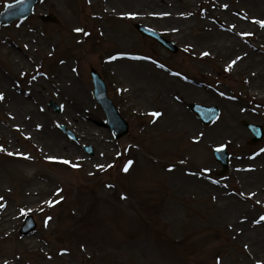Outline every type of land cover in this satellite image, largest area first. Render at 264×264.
<instances>
[{
  "label": "rangeland",
  "instance_id": "obj_1",
  "mask_svg": "<svg viewBox=\"0 0 264 264\" xmlns=\"http://www.w3.org/2000/svg\"><path fill=\"white\" fill-rule=\"evenodd\" d=\"M12 1L15 0H0V12L6 2ZM66 1L78 16L80 24L85 25V29L87 28V32L90 33L85 44L82 36L78 39L75 37V40H78L77 44L69 40L66 43L67 36L71 39H74V36H69V33L66 35L68 27L65 26L61 14L49 7L50 0L39 2L32 15L25 21H18L11 26L0 25V37L5 40L0 41V69L9 77L5 76L6 82L9 81L11 87L15 86L14 92L17 93L19 90L26 92L29 88L28 83L38 81L34 84L32 94H37L39 100L45 102L51 127L61 135L74 156L82 159L71 160L67 164H49L41 158L37 159L36 153L27 147L31 144L25 142L23 134L31 128L28 123L22 125L20 129L9 131L21 145L19 150L12 152L14 155H9L5 149L0 150V168L10 180L9 193L4 199H0V206L7 201L15 211L10 224L12 230L10 238L0 236V264H5V261L8 264H254L253 260L264 261V248H254L252 238L245 235V230L257 226L264 227V220H260V217L264 216V170L261 175L255 174V180L259 177L263 180L258 183L240 177L238 172L241 165L255 166L253 165L255 162L264 161L262 151L264 139L256 145H251L245 128L242 130L245 132L244 135L234 131L238 137L230 136V130H225L215 135L217 140L211 142L208 148H202L192 143L191 138L189 136L187 138L185 133H171L165 128L167 120L163 121L162 127L160 123L162 118L157 126H153L154 117L150 114L160 113V103L165 101H160L159 98L144 101L142 99L144 89L136 90L132 98L130 92L125 89L127 78H123L119 71L118 75H115L113 65L108 62L113 51L104 52L99 48L102 45L115 48L113 43L99 41L101 33L96 18L103 13L101 11L103 2ZM137 4L140 5V11L156 10L157 6L162 5L150 1ZM127 6L132 9L133 4ZM166 6L183 9L175 0L166 3ZM194 6L201 10L209 4L203 0ZM222 8L223 10L218 12L205 10L204 15L197 12L186 19L197 22L208 18L211 20V23L209 22L211 27L216 29L235 23L234 30L244 33L252 28L244 25L242 22H248L239 19L233 13L234 10L244 12L247 17L256 21H264V0H223ZM44 13L56 16L57 23L41 20L40 16ZM105 19L111 29L120 24V20L115 17ZM136 22L155 27L175 41L180 47L179 52L173 54L141 35L134 26ZM125 24L136 39L137 53L146 56L152 63H162L171 70L203 81L208 86V91L192 94L187 101L170 98L173 105L178 107L181 105L182 109L194 118L200 130L207 132L211 124H202L189 109L190 103L218 104L221 115H224L229 113L226 111V105L234 102L236 97L241 98L238 106L246 121L264 126V101L262 99L252 101L248 95L244 97V92L240 89L244 81L236 79L234 74L226 73L221 67L219 69L216 66V63H227V58L210 57L200 63L192 62L189 60L191 49L212 52L209 47L197 41L194 34L183 36L172 33L168 23L158 24L152 19L139 21L129 18ZM120 25L122 27V24ZM69 30L71 34L77 35L74 29ZM34 33L37 40L44 39L41 46L46 42L51 46L43 50L38 49ZM49 34L51 36L56 34L55 36L61 40L52 45L53 40ZM252 39L256 40L257 36L248 37L247 41ZM243 40L247 43L246 38ZM258 41L259 44L254 46L253 51L264 58V39ZM29 45L32 47L28 49ZM87 50L89 53L84 54ZM11 52L22 58L23 53H29L31 59L27 64L29 70L14 72L8 60ZM162 57L166 59L163 60ZM66 62L74 63L76 77L90 96L82 114L71 109L65 100L57 96L59 86L48 79V74L54 73ZM91 66H94L106 80L110 97L130 125L129 133L119 141L114 140L110 131L100 123L105 117L92 94ZM150 71L151 69H148L146 72ZM155 74L157 73L148 75ZM118 76L123 78L124 82L119 81ZM138 78L136 76V79ZM6 82L5 87L8 86ZM7 101L9 99L6 101L0 99V125L9 119L15 120L11 119L14 116ZM51 102L61 106V112H57ZM87 118L97 130L94 136L85 134L83 129L79 128L84 126ZM223 118L216 123H219L217 126L224 124L226 120ZM61 125L72 129L80 137L79 141L70 139L62 131ZM36 140L39 142V139ZM83 144L93 145L94 153L89 154ZM218 145L226 146L231 152L230 167L226 172L222 171V166L212 155L213 148ZM19 153L26 154L29 160H36L38 165L32 170L28 169L29 161L15 157L20 156ZM201 159L210 160L214 167L209 175L210 183L220 182L225 186L220 187L225 189V192H232L233 195H236L234 191L239 195L243 194L240 199L249 208L246 219L220 221L215 213H219L214 207V204H217L215 194L207 198L185 197L181 191L176 194L171 183L177 177L178 169L170 170L186 164L190 166L188 168H196L198 160ZM129 161L132 162L130 165ZM84 162L91 164L90 170L84 167ZM126 165L127 171L124 170ZM30 171L43 175L46 181L54 186V191L60 192L54 194L52 199H49V196H42L36 202L24 203L18 185L27 178ZM101 187L108 192V197L97 198L90 207H87L84 200L94 195ZM49 201L55 203L50 205ZM29 214L35 218L37 228L32 234L23 236L19 229ZM231 217L230 214L229 219L233 218ZM49 218L52 221L51 226H47ZM24 242H31L33 245L25 247ZM132 242L142 246L139 261L123 253L124 247ZM88 244L92 247H88Z\"/></svg>",
  "mask_w": 264,
  "mask_h": 264
},
{
  "label": "bare ground",
  "instance_id": "obj_2",
  "mask_svg": "<svg viewBox=\"0 0 264 264\" xmlns=\"http://www.w3.org/2000/svg\"><path fill=\"white\" fill-rule=\"evenodd\" d=\"M103 2L101 7L102 14L97 17V27L100 33L107 39H113L118 48L117 54L113 55L115 59H110L109 62L114 67V74L118 75V71L122 74L123 78H127L125 88L130 92L132 98H134V93L136 90L144 89L145 94L143 96L144 101H152L153 99L159 98L161 102V115L155 117L153 126L158 125V121L167 120L166 129H169L173 134H186L193 140V143L199 145H210L211 142L217 140L216 136L220 134L221 131L230 130V136H236L234 129L236 123H225L229 120H235L236 116H241L240 107L238 106V101L241 98H236L235 101L229 102L226 106V111L229 112L225 114L224 124L217 126L213 125L209 130L202 131L198 127V123L194 118L188 114L186 111L180 107L173 105L170 101L174 98H178L187 101L192 94H202L208 89L202 81L185 78L178 74H175L165 68L154 65L148 60H144L142 56L138 55L136 52H130L131 48H135V39L128 33L112 30L105 17L114 15L116 17H125L130 12L135 9L138 12V17L140 18H154L160 20L161 22L173 23L171 28H175L177 33L183 36H194L197 41L202 42L210 50L195 51L194 49L190 52V60L192 62L200 63L205 61L207 58H227V63L221 64L216 63V66L227 73L234 74L235 78L244 81L242 84V91L248 94L253 100L262 99L264 101V58L254 53V46L259 44L258 40L252 39L251 41L245 43L241 37L246 34L234 30L231 26H226L221 28H213L210 25L208 18L201 19V21L192 22L190 19H186L196 10L195 3H202L203 0H175L182 6L181 9H175V7L166 6V3L174 2V0H100ZM158 2L162 5L157 6V8H164V10H147L140 11V5L137 2ZM209 4L208 10H214L217 7L222 6L223 0H206ZM115 3V5H113ZM127 4L132 5V9L127 6ZM49 7L58 11L61 14L64 24L69 28H75L80 26V21L75 12L70 8V5L66 0H50ZM238 15L242 17V13L236 10ZM240 13V14H239ZM200 15H204L203 10L199 12ZM249 23H243L251 29V32H257L259 35V40L264 39V26L256 22H252L246 19ZM253 25H251V24ZM223 31V32H221ZM36 39V38H34ZM52 40H55L52 37ZM244 44V45H243ZM32 45L28 46V49ZM45 46H39L38 49L44 48ZM202 53H208V55H202ZM24 58L15 52L9 54L11 60L12 68L15 71L27 70L28 63H30V55L23 53ZM139 57V58H134ZM165 57V56H164ZM163 57V58H164ZM240 59H237V58ZM165 59V58H164ZM232 61H236L232 64L230 68L228 66ZM151 69L149 73L146 71ZM70 64H63L59 70H57L49 79L59 86L60 90L57 93L58 96L65 100L69 107L82 114L84 106L88 104L89 94L85 87L82 86L76 79L74 74L71 72ZM1 73V69H0ZM150 73H157L155 75H148ZM136 76L139 78L136 79ZM123 78L118 76L119 81L124 82ZM5 81L4 79H2ZM125 80V79H124ZM38 82V81H36ZM35 82V83H36ZM29 85V89L23 94L14 92L11 88L3 86L8 93L9 101L7 104L12 110L11 113L15 120H9L0 125V149L4 148L8 153L13 150H18L20 143L16 142L14 136L9 134V131L20 129L22 125L29 124L30 130L24 132L25 142L31 144L34 151L37 153V159H43L49 164L56 165L59 163H64L63 161H82L81 157L74 156L73 151L68 148L66 142L61 137V135L51 127V122L49 120V112H47V107L44 101L39 100V96L33 93L34 84ZM0 89H2L0 85ZM153 90L152 92H147ZM206 92V91H205ZM28 98V99H27ZM235 116V117H234ZM83 123V122H82ZM84 133L87 135L94 136L97 134L96 128L89 123L87 118L86 122L83 123ZM34 129V131H33ZM216 135V136H215ZM21 136V135H20ZM39 139V142L36 140ZM50 157L55 159H49ZM28 169L32 170L38 165V162L34 159L30 160ZM87 170L91 169V164L88 162L83 163ZM253 165L254 168L250 169L247 166H241L239 170V176L247 178L248 181L258 183L263 180H255V174L261 175L264 170V161H257ZM213 165L205 160H201L196 168H180L178 169L177 177L172 180L171 186L175 189L176 194L181 191L182 196L185 197H201L207 198L213 194L217 195V204L214 207L219 213L215 212L220 221L225 220H238L246 219L245 216L249 214V208L241 201V195H233L232 192H225V189L220 188L225 186L220 182L210 183L209 175L213 172ZM257 173H255L256 171ZM249 171V172H248ZM9 177L0 168V199L9 193L10 184ZM19 193L23 196L24 203H33L42 198V196H50L55 190L54 186L46 181L43 175L38 174V172L27 173V178L22 180L18 185ZM104 196L108 197V192L102 187L98 188L94 192V195L88 196L85 201V205L90 207L91 204L97 199ZM0 210V234L3 237H10L12 230L10 227L12 218L15 215L12 205L4 201ZM235 213V214H233ZM231 214L232 219H229ZM48 222L47 226H51ZM90 232V230H88ZM245 235L252 238L253 246L256 249L264 248V227L257 226L253 229L245 230ZM132 242L129 243L123 249V253L129 257L134 258L139 261L142 256L141 245ZM33 243L24 242L23 246L32 247ZM88 247H92L90 244ZM254 264H264V261H254Z\"/></svg>",
  "mask_w": 264,
  "mask_h": 264
},
{
  "label": "water",
  "instance_id": "obj_3",
  "mask_svg": "<svg viewBox=\"0 0 264 264\" xmlns=\"http://www.w3.org/2000/svg\"><path fill=\"white\" fill-rule=\"evenodd\" d=\"M36 1L37 0H21L17 4L12 5V6L24 5V10L21 13V15H19V16H27L31 12L33 5ZM19 16H17V17H19ZM15 18H12V19H15ZM97 82L102 85V83L99 80ZM102 103H105L106 104L105 106L108 107V112L112 116L113 120H115L117 123L122 124V126H121L122 133L125 132L127 130V125L119 117L118 112L112 106V103L110 101H102ZM34 226H35V224L32 222L31 219H29L28 225L25 227L24 232L25 233L31 232L34 229Z\"/></svg>",
  "mask_w": 264,
  "mask_h": 264
},
{
  "label": "snow or ice",
  "instance_id": "obj_4",
  "mask_svg": "<svg viewBox=\"0 0 264 264\" xmlns=\"http://www.w3.org/2000/svg\"><path fill=\"white\" fill-rule=\"evenodd\" d=\"M6 7L11 8L12 5L9 4V5H6ZM257 22L260 23L262 26H264V21H257ZM75 31L80 32V31H82V29H75ZM202 55H208V53H202ZM134 58H139V57H134ZM112 59H115V57H112ZM237 59H240V58L238 57ZM235 63H236V61H232L231 64L228 66V68H230L232 66V64H235ZM160 66L163 67V65H160ZM34 78L35 77H33V79ZM221 95H223V93H221ZM2 98H3V94H0V99H2ZM150 115H152L153 117H159L161 115V113H159V112H152ZM262 151H264V150H262ZM21 155H23L24 158H28L25 154H21ZM49 159H55V158L50 157ZM63 162L64 163H68V161H63ZM131 163L132 162L129 161L128 162V165H130ZM128 165L125 166V168H124L125 171H127ZM98 167H103V166H98ZM241 195H243V194H241ZM48 203L51 205L53 202L52 201H49ZM260 220H264V216H261L260 217ZM256 222H259V221H256ZM5 264H8V262L5 261Z\"/></svg>",
  "mask_w": 264,
  "mask_h": 264
}]
</instances>
